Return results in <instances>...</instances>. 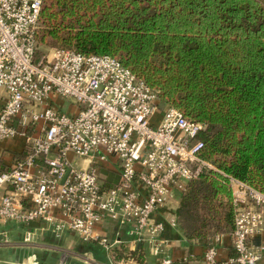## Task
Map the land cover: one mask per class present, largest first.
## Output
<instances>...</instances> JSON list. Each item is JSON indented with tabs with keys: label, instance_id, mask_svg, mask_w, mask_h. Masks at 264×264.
<instances>
[{
	"label": "built area",
	"instance_id": "built-area-1",
	"mask_svg": "<svg viewBox=\"0 0 264 264\" xmlns=\"http://www.w3.org/2000/svg\"><path fill=\"white\" fill-rule=\"evenodd\" d=\"M46 2L0 0V143L25 141L24 157L0 172V248L14 245L11 224L23 228L21 249L35 247L37 223L95 242L110 257L121 241L98 230L113 223L155 264H174L165 237L167 228H178L170 203L191 182L218 172L233 190L234 255L219 258V235L203 263L259 264L264 245L254 240L264 235V193L206 159L200 137L207 125L161 100L117 58L58 48L40 53ZM78 257L96 264L87 253Z\"/></svg>",
	"mask_w": 264,
	"mask_h": 264
},
{
	"label": "trees",
	"instance_id": "trees-1",
	"mask_svg": "<svg viewBox=\"0 0 264 264\" xmlns=\"http://www.w3.org/2000/svg\"><path fill=\"white\" fill-rule=\"evenodd\" d=\"M47 1L38 51L48 37L58 49L117 58L161 100L207 125L206 159L264 193V0ZM180 199L178 230L188 241L233 232L226 176L204 174ZM86 249L102 256L95 242ZM110 258L148 264L142 245L116 247Z\"/></svg>",
	"mask_w": 264,
	"mask_h": 264
},
{
	"label": "crops",
	"instance_id": "crops-1",
	"mask_svg": "<svg viewBox=\"0 0 264 264\" xmlns=\"http://www.w3.org/2000/svg\"><path fill=\"white\" fill-rule=\"evenodd\" d=\"M24 151L25 141L22 138L1 142L0 172L8 170L15 160L23 158ZM83 165H85L84 162ZM179 202L180 196H176L169 206V210L176 215ZM55 216L59 217L57 211ZM7 229L14 245L0 248V264H84L78 255L81 256L86 253L89 254V257L96 264H116L112 262V259L101 246L98 245L102 254L99 257L93 249H86L88 243H84L67 230H63L58 235L43 224L35 223L31 229L35 233L36 246L21 249L23 228L11 224L7 226ZM98 231L101 235L110 238L112 242L121 241L114 248L119 246H125L129 250L137 248L136 245L129 243L125 230H121L113 223L102 224ZM165 237L169 240V252L174 264H204L203 256L212 238L188 241L178 228H167ZM254 243L256 245H264V235L256 238ZM233 255L234 251L230 234L223 235L219 247V258L226 260ZM153 261L155 264V259L148 254V264H153ZM259 264H264V256Z\"/></svg>",
	"mask_w": 264,
	"mask_h": 264
},
{
	"label": "rangeland",
	"instance_id": "rangeland-1",
	"mask_svg": "<svg viewBox=\"0 0 264 264\" xmlns=\"http://www.w3.org/2000/svg\"><path fill=\"white\" fill-rule=\"evenodd\" d=\"M51 2H49V1H47V3H46V5H49ZM40 53H46V52H49L50 51V49H53V48H63V46L62 45H54V43H53V41L50 39V38H46V40L44 41V43L43 44H41L40 46ZM69 103H73V101H71V100H68L67 102H66V109L68 108L67 106H69ZM65 109V110H66ZM77 162L81 165V166H83V162H82V160H77ZM184 194V193H183ZM180 204H181V199H180V202H179V206H180ZM179 208V207H178ZM178 217V216H177Z\"/></svg>",
	"mask_w": 264,
	"mask_h": 264
},
{
	"label": "water",
	"instance_id": "water-1",
	"mask_svg": "<svg viewBox=\"0 0 264 264\" xmlns=\"http://www.w3.org/2000/svg\"><path fill=\"white\" fill-rule=\"evenodd\" d=\"M152 263L154 264V261Z\"/></svg>",
	"mask_w": 264,
	"mask_h": 264
}]
</instances>
